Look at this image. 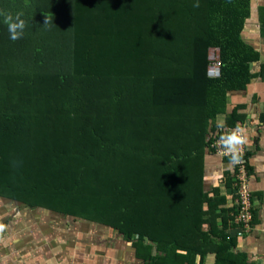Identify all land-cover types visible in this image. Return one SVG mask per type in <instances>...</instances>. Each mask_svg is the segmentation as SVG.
<instances>
[{
  "label": "trees",
  "instance_id": "obj_1",
  "mask_svg": "<svg viewBox=\"0 0 264 264\" xmlns=\"http://www.w3.org/2000/svg\"><path fill=\"white\" fill-rule=\"evenodd\" d=\"M0 11L25 21L11 40L0 18L1 198L104 225L143 264H260L235 251L238 206L205 190L206 152L246 119L227 113L228 94L257 76L241 35L250 0H0Z\"/></svg>",
  "mask_w": 264,
  "mask_h": 264
},
{
  "label": "rangeland",
  "instance_id": "obj_2",
  "mask_svg": "<svg viewBox=\"0 0 264 264\" xmlns=\"http://www.w3.org/2000/svg\"><path fill=\"white\" fill-rule=\"evenodd\" d=\"M133 260L131 245L104 225L0 197V264H135Z\"/></svg>",
  "mask_w": 264,
  "mask_h": 264
},
{
  "label": "crops",
  "instance_id": "obj_3",
  "mask_svg": "<svg viewBox=\"0 0 264 264\" xmlns=\"http://www.w3.org/2000/svg\"><path fill=\"white\" fill-rule=\"evenodd\" d=\"M241 35L259 53V61L251 63L249 68L257 76L250 80L245 89L229 92L227 113L238 108L239 113L246 115L242 123L244 139L238 145V153L250 152L248 165L251 171L248 176L255 214L249 233L238 237L237 231L235 251L245 253L252 262L264 264V123L260 121L261 114H264V75L259 76L264 65V0H250V15ZM225 118L226 115H221L216 119L218 129H214L216 131L211 134L216 135L224 128ZM230 155L220 150L218 153L207 151L205 155V185H209L207 191L219 188L220 195L226 199V209L233 206L236 198L233 191L235 184L227 181L234 171V163L228 159ZM133 261L143 264L135 255ZM205 262L214 264L215 256L206 255Z\"/></svg>",
  "mask_w": 264,
  "mask_h": 264
},
{
  "label": "built area",
  "instance_id": "obj_4",
  "mask_svg": "<svg viewBox=\"0 0 264 264\" xmlns=\"http://www.w3.org/2000/svg\"><path fill=\"white\" fill-rule=\"evenodd\" d=\"M211 61L208 68V74L211 77H217L220 75V58L217 50L211 51ZM242 130V136L244 139V131L243 127L240 128ZM217 146L219 147V150L223 154H230L225 153L223 151L222 146L217 143ZM239 156H242L243 153H238ZM238 165V170L235 173L236 175V182H235V188H236V200L235 204L238 206V215L236 217V221L238 224H240L239 233L237 234L238 237H242L244 234H247L251 230V221H252V210H253V197H252V190L250 188L249 183V176L247 174L246 166H245V159L240 158L238 159V162H236Z\"/></svg>",
  "mask_w": 264,
  "mask_h": 264
},
{
  "label": "clouds",
  "instance_id": "obj_5",
  "mask_svg": "<svg viewBox=\"0 0 264 264\" xmlns=\"http://www.w3.org/2000/svg\"><path fill=\"white\" fill-rule=\"evenodd\" d=\"M21 13L16 12L12 14L7 11H0V18L6 26V30L9 34V39L16 40L17 38L23 36V30L25 27V21L21 18ZM46 20V18H45ZM47 24V20L46 23ZM218 51V49L214 48ZM213 49H211L212 51ZM219 53V52H218ZM211 54V52H210ZM242 130L239 126L231 129V131L222 135L217 143H219L225 153H230L229 159L232 163L238 162V145L243 142Z\"/></svg>",
  "mask_w": 264,
  "mask_h": 264
}]
</instances>
